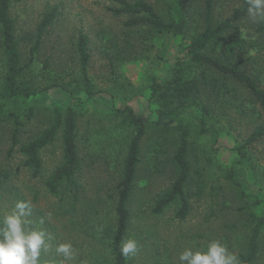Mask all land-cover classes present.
<instances>
[{"label":"trees","instance_id":"16d2710c","mask_svg":"<svg viewBox=\"0 0 264 264\" xmlns=\"http://www.w3.org/2000/svg\"><path fill=\"white\" fill-rule=\"evenodd\" d=\"M21 1L0 0V124L11 129L9 156L15 150L21 156L16 173L29 170L32 177H42V151L58 138L62 148L58 165L48 176L42 177L46 193L55 200L52 204L54 222L46 223L51 234L55 232L56 236L51 238V248L41 251L39 264H60L63 257L54 251L60 243H70L76 253L75 259L66 264H89L88 260L90 264H130V256H122L120 247L122 241L132 236V204L138 199V191L143 189L138 185L143 143L149 130H160L163 136L177 133L175 150L170 155L172 179L163 193L149 200H152L149 204L151 211L154 215H161L177 204L175 217L185 220L191 213L194 194V167L189 158L191 137L194 131L199 137L209 130L216 133V129L209 125L214 114L213 99L241 94L235 87L238 86L248 96L252 109L264 113V80L252 66L257 57L249 52L255 42L237 35L234 39H227V35L235 32L239 23L249 17L247 4L242 0L229 16L217 17L218 0H166L161 8L147 0H105L113 4L108 8L112 14L126 18L121 33L110 45V52H106L113 70V88L127 89L129 85L125 78L121 79L122 74L117 78L118 66L149 59L152 50L163 51L169 44L176 46L177 56L166 77L149 70L145 74L148 97L158 106L157 120L150 121L146 116L136 114L129 105L110 112L112 125L108 138L103 141V160L110 161L117 153L113 155V161H118L119 175L110 192L103 196L97 190L89 194L85 182L90 160L95 158L83 152L79 138L81 106L101 92L95 88L90 75L92 52L88 34L81 32L74 45L76 70L73 76L53 85L68 91L72 104L52 108L49 125L28 136L27 140L21 139L26 133V121L36 115V108L29 104V100L37 95V89L28 74L36 60L35 53L57 17V7L43 13L31 37L30 56L25 60L17 34V19L12 13L13 6ZM192 15L198 23L194 28L190 21ZM258 30L264 33V22ZM114 52L120 62L118 66L111 54ZM124 134L129 135L125 142ZM263 138L264 124H258L248 138L236 146L238 158L225 172V178L235 187L236 195L243 202L237 208L247 228L238 254L240 264H258L264 250V191L258 181L243 174L244 164H251L250 146ZM13 172L12 167L0 166V188L10 180ZM196 172L200 177L198 169ZM251 182L260 187L252 189ZM36 210L39 209L32 207L33 213ZM31 216L28 217L30 222ZM58 224L63 236L56 240ZM81 246L89 249L88 260L80 259L78 249Z\"/></svg>","mask_w":264,"mask_h":264},{"label":"rangeland","instance_id":"374dc122","mask_svg":"<svg viewBox=\"0 0 264 264\" xmlns=\"http://www.w3.org/2000/svg\"><path fill=\"white\" fill-rule=\"evenodd\" d=\"M147 1L161 8L166 0ZM241 1L218 0L217 17L229 16ZM112 5L105 0H22L12 9L13 16L17 19V34L21 39L22 53L26 60L30 56L31 37L43 13L57 7V17L45 35L41 48L35 53L36 60L28 74L32 85L37 89V95L29 100V104L36 108V115L32 120L26 121V133L21 135L23 141L49 125L52 108L72 104L71 94L62 87L53 85L64 79L70 80L73 76L76 70L74 45L81 32L89 35L92 52L90 75L95 88L101 92L81 106L83 114L80 117L79 138L83 152L95 158L90 160L91 165L87 170L85 183L89 194H94L92 191L97 190L103 196L110 192L119 175L118 161H113V155L117 153L112 155L109 162L103 160V141L108 138L112 125L110 112L114 108L129 105L136 114L144 115L150 121L157 120L158 106L148 97L145 74L149 70L162 78L166 77L177 56L176 46L169 44L163 51L152 50L149 59L125 63L120 67L115 52L111 53L115 65L118 66L117 78L122 74L121 79L125 78L129 83L127 89L113 88V70L106 52H110V45L115 41V36L121 33L126 18L112 14L108 9ZM190 21L192 28L198 25L194 15ZM263 22L264 20L249 16L239 23L235 32L227 35V39H234L237 35L255 42L249 50L257 57L252 66L264 80V33L258 30ZM48 86L52 87L41 91ZM235 87L241 94L215 97L212 101L214 114L209 125L216 129V133L209 130L199 137L197 131H194L191 137L189 158L194 167V194L191 213L185 220L175 217L177 204L167 208L161 215H154L151 211L149 204L152 200H149L163 193L172 179L170 155L175 150L177 133L171 132L163 136L160 130H149L143 143L138 185V188L143 189L138 191V199L132 204L134 217L130 239L137 242L138 252L130 255V264H180L179 256L184 250L205 252L212 241H219L238 257L242 250L241 239L247 228L244 217L242 219L237 210L243 202L236 195L235 187L225 178V172L238 158L236 146L243 143L258 124H264V113L252 109L248 96L242 93L240 87ZM123 136L125 142L129 135ZM11 143L10 127L0 124V166L5 169L12 167L14 171L10 180L0 188V224L4 215L13 210L17 201H29L33 209L39 210L32 212L31 222L34 224L30 223L31 226L28 227L44 231L48 248H51V238L54 239L56 235L55 232L51 234L46 222H54L52 204L55 200L46 193L42 177L48 176L61 160V139L58 138L54 144L42 151L44 168L42 177L37 178L32 177L29 170L16 173L21 156L16 150L9 156ZM249 155L251 164H244L243 174L258 181L264 191V138L250 146ZM251 186L252 189L260 187L253 182ZM37 192L38 199L35 200ZM145 200L146 203H143ZM56 234V240L63 236L59 224ZM88 251L84 246L78 249L81 260H88ZM87 263L90 264L89 260ZM258 264H264L263 249Z\"/></svg>","mask_w":264,"mask_h":264},{"label":"clouds","instance_id":"9594fccd","mask_svg":"<svg viewBox=\"0 0 264 264\" xmlns=\"http://www.w3.org/2000/svg\"><path fill=\"white\" fill-rule=\"evenodd\" d=\"M247 13L253 19L264 20V0H245ZM32 214L29 201H17L13 210L5 214L0 226V264H39L41 251L48 249L46 233L29 229L28 217ZM43 221H41L42 223ZM55 253L63 257L60 264L75 259L76 253L70 243H60ZM121 255L128 258L138 252L135 240L121 242ZM180 264H240L239 258L229 252L219 241H212L205 252L184 250L179 256Z\"/></svg>","mask_w":264,"mask_h":264}]
</instances>
